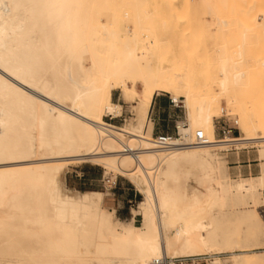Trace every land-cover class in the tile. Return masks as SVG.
<instances>
[{
	"label": "bare ground",
	"instance_id": "1",
	"mask_svg": "<svg viewBox=\"0 0 264 264\" xmlns=\"http://www.w3.org/2000/svg\"><path fill=\"white\" fill-rule=\"evenodd\" d=\"M132 2L0 0V264H150L162 255L206 254L215 255L211 264H264V252L246 249L264 247V167L259 176L233 180L215 152L264 143V119L237 61L243 47L235 56L234 39L207 44L206 80L195 76L197 67L195 77L172 73L157 58L171 35L144 25L142 9L127 8ZM217 27L220 39L234 32L223 19ZM248 29L233 34L242 45ZM116 88L135 111L121 127L103 118L121 114L112 102ZM161 92L182 99L187 113L169 148L157 146L147 129ZM225 108L242 137H216L214 118ZM198 130L206 145H196ZM85 157L140 189L145 228L119 221L104 205L105 193L66 188L65 167ZM178 158L210 166L203 194L167 187V167Z\"/></svg>",
	"mask_w": 264,
	"mask_h": 264
},
{
	"label": "rangeland",
	"instance_id": "2",
	"mask_svg": "<svg viewBox=\"0 0 264 264\" xmlns=\"http://www.w3.org/2000/svg\"><path fill=\"white\" fill-rule=\"evenodd\" d=\"M116 1L120 2L121 0ZM208 1L210 5L205 7L202 0H133L127 8L133 11L139 8L142 9L144 14L143 24L154 26V31H161L162 27L167 28L166 34L171 35L172 43L170 45L167 44L166 36L157 52V58H159L162 65L171 64L172 73L181 72L186 78L193 77L194 74L192 72L194 70L192 71V69L197 67L195 76L198 75V79L206 80L208 78L207 56L203 53V49L207 44L220 45L222 43L221 40L234 39V41H229V46H233H231L232 49L227 46L231 52L234 49L235 56L240 51V48L243 47L244 53H241L242 57L241 55L238 56L239 59L237 61L243 63L247 71L248 80L251 83L249 96L252 94L255 99L254 111L257 116L264 119V67L261 65V60L264 58V0ZM118 6H121V3ZM221 19L227 21L229 27H236V29L232 27V31L231 29L228 30L230 32L234 30L230 34L232 37L228 35V32L225 33L227 30L225 28L226 30L223 29L222 32L225 34L222 35L227 34L228 37L223 39L222 36L220 39V35H218L220 29H218L217 23ZM208 22L211 24V30L207 28ZM244 25L249 26V29L246 31V41L242 45L244 39L241 37L245 33L241 35V41L237 42L236 31L240 35L241 26L243 27ZM180 67L184 70H180ZM112 102L122 105L121 114L116 117H113V115L104 116L105 122L121 127L133 121L135 111L132 107V102L125 98L121 89L116 88L113 90ZM177 104L180 107H184L182 99ZM222 105L225 107L224 103ZM183 109L186 113L185 107ZM235 120L236 116L230 114L225 108V112H222L219 118L218 116L214 118L216 137L219 139L242 137L243 133L238 128ZM186 123L187 116L185 117ZM223 127L231 129L232 132L226 135L223 134ZM239 146V149L235 145H230L227 149L217 148L215 151L220 158L226 160L227 174L233 180L245 176L258 175L261 167L260 158H264L261 155L264 154V143H249L245 146ZM87 158H81L77 161L74 159L67 164L62 178L66 188L78 192L98 190L105 193L104 205L109 210L115 209L119 221L126 225L145 228L146 220L139 208V203L144 199L140 189L129 178L105 169L102 163H99L94 158ZM243 159L246 162L242 163ZM248 164L253 165L252 170L240 171V165ZM177 168L178 179L170 182L169 185L177 193L185 190L198 192L200 187H198L197 183L198 170L196 166L180 162ZM107 177H111L112 180L116 179V184H106L105 179ZM210 212L217 215L219 209L215 206ZM260 214L261 216L263 215L264 220L263 208L260 209ZM246 249L247 251L264 252V247L262 246H248Z\"/></svg>",
	"mask_w": 264,
	"mask_h": 264
},
{
	"label": "crops",
	"instance_id": "3",
	"mask_svg": "<svg viewBox=\"0 0 264 264\" xmlns=\"http://www.w3.org/2000/svg\"><path fill=\"white\" fill-rule=\"evenodd\" d=\"M184 107H180V105L175 102L171 95L161 92L155 94L152 100V103L148 110L147 115V129L153 136L156 135H164V134H176V126L179 124L185 123V117L187 113H185ZM149 119V120H148ZM181 124V125H182ZM244 156V155H242ZM259 158H260V151H259ZM261 159V167L258 175L262 173V169L264 167V158ZM180 162H184L187 165H195L196 169L198 170L197 176V183L200 190L198 192H190L189 196L193 194H203L210 185V166L204 163H192L189 164L185 162L182 158H178L174 161L169 167H167L168 176L166 179V185L169 189L174 190L171 187L170 182L176 181L177 174H178V165ZM246 162L245 159L242 160V163ZM251 164L248 165H240V171L252 170ZM227 172V171H226ZM253 175L245 176V177H255ZM175 191V190H174ZM187 191V190H185Z\"/></svg>",
	"mask_w": 264,
	"mask_h": 264
},
{
	"label": "built area",
	"instance_id": "4",
	"mask_svg": "<svg viewBox=\"0 0 264 264\" xmlns=\"http://www.w3.org/2000/svg\"><path fill=\"white\" fill-rule=\"evenodd\" d=\"M182 126H186L185 123ZM231 129L222 128L223 134L231 133ZM181 135L179 133V126H176V134H164V135H156L154 136L157 146L160 148H169L174 146V138H180ZM195 143L196 145H206L207 139L204 133L201 130L196 131L195 135ZM182 143V142H181ZM180 146H186L185 143H182ZM134 153H136L134 151ZM105 183L108 185H115L116 179L112 180L111 177H107L105 179ZM224 256V255H222ZM215 255H191V256H182V257H172L168 255H162L160 257L154 258L151 260L150 264H211L214 261Z\"/></svg>",
	"mask_w": 264,
	"mask_h": 264
}]
</instances>
